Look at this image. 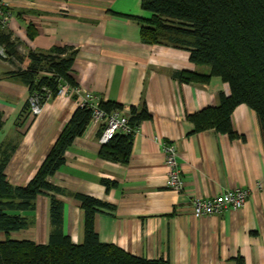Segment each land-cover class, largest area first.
<instances>
[{"label":"crops","instance_id":"0c3cea01","mask_svg":"<svg viewBox=\"0 0 264 264\" xmlns=\"http://www.w3.org/2000/svg\"><path fill=\"white\" fill-rule=\"evenodd\" d=\"M7 29L19 51H46L55 45L76 49L74 77L82 90L105 101L131 106L146 104L151 118L134 133L131 155L120 164L99 157L100 130L89 124L65 152L64 164L50 181L70 192H82L114 206L95 215V230L103 243L133 255L167 259L171 264H264V127L254 110L240 104L231 113L239 134L204 130L191 133L186 114L219 103L230 94L220 77L207 83L179 82L180 70L208 72L189 60L188 52L169 45L141 41L132 17H149L141 0H7ZM28 27L33 36L28 35ZM25 58L18 66L25 69ZM16 66L0 58V139L14 147L5 171L14 185H26L35 175L63 126L78 106L77 95L48 99L41 112L20 125L29 87L6 73ZM172 142L184 190L166 188L167 168L161 143ZM114 186L106 188L101 180ZM250 194L241 209L194 217L192 197H214L227 188ZM64 202L63 230L74 242L83 238V211L71 196ZM34 224L14 237L46 243L49 197L35 201Z\"/></svg>","mask_w":264,"mask_h":264},{"label":"trees","instance_id":"16d2710c","mask_svg":"<svg viewBox=\"0 0 264 264\" xmlns=\"http://www.w3.org/2000/svg\"><path fill=\"white\" fill-rule=\"evenodd\" d=\"M141 8L149 17H132L140 27L141 41L146 44L169 45L188 52L189 60L208 66V72L180 70L173 75L179 82L207 83L217 76L226 82L230 94L219 93V103L208 105L186 119L193 124L191 133L212 129L216 133L236 138L239 134L231 124V113L240 104L255 111L264 127V0H141ZM28 35L33 31L28 27ZM0 58L16 66L6 73L37 93L41 103L57 96L60 84L78 87L73 73L76 49L70 45H55L46 51H19L18 41L0 25ZM28 60L25 69L18 66ZM106 112L122 109L112 100L100 101ZM28 101L19 118L27 119ZM92 111L77 106L63 126L53 146L32 179L24 186L12 184L6 175V165L14 147L0 139V264H171L167 259H148L128 253L122 248L99 240L95 230V215L114 206L92 195L70 192L53 184L50 177L64 164L65 152L75 138L90 124ZM131 127L151 118L145 103L129 110ZM3 121L0 114V133ZM134 132H117L102 144L100 158L125 164L133 146ZM106 188L115 182L103 178ZM49 197V235L46 243L14 237L35 222V201L39 195ZM71 196L83 211V238L77 243L63 230L64 202L60 196ZM237 264H245L241 257Z\"/></svg>","mask_w":264,"mask_h":264},{"label":"built area","instance_id":"2783aa9c","mask_svg":"<svg viewBox=\"0 0 264 264\" xmlns=\"http://www.w3.org/2000/svg\"><path fill=\"white\" fill-rule=\"evenodd\" d=\"M7 0H0V25L7 28L10 12L7 9ZM0 53L4 54L3 47H0ZM77 95L78 106H88L92 111L90 124L100 130L99 142L104 144L108 142L117 132L129 133L136 132L138 126L129 125V111L125 108L114 109L106 112L100 107V101L103 99L91 91L82 90L78 87H70L67 84H60L57 96ZM44 103H41L39 94L34 93L28 98V118L38 115ZM163 160L167 168L166 188L174 193H181L184 190V179L178 163L177 147L172 142L161 143ZM250 189L243 187L227 188L214 197H192L190 199L192 213L194 217L200 218L207 215L221 214L227 209H241L248 196Z\"/></svg>","mask_w":264,"mask_h":264},{"label":"rangeland","instance_id":"374dc122","mask_svg":"<svg viewBox=\"0 0 264 264\" xmlns=\"http://www.w3.org/2000/svg\"><path fill=\"white\" fill-rule=\"evenodd\" d=\"M205 69H206V71H208L209 70L208 66H206Z\"/></svg>","mask_w":264,"mask_h":264}]
</instances>
